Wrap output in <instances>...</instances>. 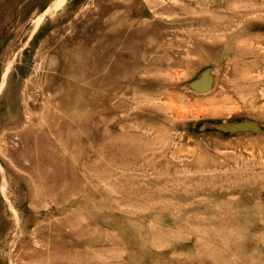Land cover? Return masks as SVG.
<instances>
[{"label":"rangeland","instance_id":"1","mask_svg":"<svg viewBox=\"0 0 264 264\" xmlns=\"http://www.w3.org/2000/svg\"><path fill=\"white\" fill-rule=\"evenodd\" d=\"M85 263L264 264V0H0V264Z\"/></svg>","mask_w":264,"mask_h":264},{"label":"bare ground","instance_id":"2","mask_svg":"<svg viewBox=\"0 0 264 264\" xmlns=\"http://www.w3.org/2000/svg\"><path fill=\"white\" fill-rule=\"evenodd\" d=\"M223 22H225V21H223ZM223 22H221V23H223ZM217 24H219V23H217ZM223 24H226V23H223ZM229 24V23H228ZM220 26V25H219ZM224 26H227V24L226 25H224ZM225 28H227V27H225ZM215 29H217V28H215ZM211 32H212V30H211ZM29 37V36H28ZM217 37V36H216ZM212 38V37H211ZM213 38H214V36H213ZM217 41V40H216ZM218 41H220V40H218ZM206 44H207V42H205ZM208 44H210V43H208ZM207 44V45H208ZM212 44H214V43H212ZM216 44H217V42H216ZM197 46V45H196ZM203 46V45H202ZM205 46V45H204ZM221 46V45H220ZM234 46H237V45H234ZM209 47V46H208ZM202 48V47H201ZM238 48H240V46L238 47ZM201 50V49H200ZM210 50V49H209ZM239 51V50H238ZM212 52V51H211ZM215 53V52H214ZM215 55V54H214ZM221 56V55H220ZM219 59V58H218ZM217 59V60H218ZM216 60V61H217ZM124 64V63H123ZM111 68V67H110ZM124 68V67H123ZM107 69H108V67H107ZM125 69V68H124ZM211 69V68H210ZM122 70V69H121ZM215 70V69H214ZM217 72V71H216ZM213 73V72H212ZM212 80V79H211ZM202 106V105H201ZM63 124V123H62ZM71 135V134H70ZM49 163V162H48ZM45 174V173H44ZM39 176V175H38ZM42 177V176H41ZM39 178V177H38ZM43 178V177H42ZM61 185H63V184H61ZM43 187V186H42ZM55 187V186H54ZM70 187V186H69ZM46 188H47V186H46ZM73 188V187H72ZM86 188V187H85ZM78 189V188H77ZM44 190H45V188H44ZM47 190V189H46ZM110 190V189H109ZM81 191V190H80ZM86 192H87V190H86ZM91 192V191H90ZM50 193V192H49ZM54 193V192H53ZM53 193H51V194H53ZM94 192H92V194H93ZM45 194V193H44ZM51 194H49V195H51ZM54 195H56V194H54ZM47 196V195H46ZM62 196V195H61ZM88 196V195H87ZM60 197V196H59ZM65 199V198H64ZM64 201V200H63ZM246 204V203H245ZM59 205V204H58ZM227 206V205H226ZM228 208V207H227ZM230 210H231V208H230ZM234 211V210H233ZM224 212V211H223ZM222 212V213H223ZM221 213V214H222ZM224 213H226V212H224ZM220 214V215H221ZM79 215V214H78ZM223 215V214H222ZM233 216V215H232ZM238 216V215H237ZM236 218V217H235ZM238 218V217H237ZM240 221V220H239ZM242 221V220H241ZM206 224V223H205ZM240 224V223H239ZM246 224V223H245ZM195 224H193V226H194ZM209 225V224H208ZM207 225V226H208ZM198 226V225H197ZM202 226V225H201ZM204 226V225H203ZM206 226V225H205ZM233 226H234V224H233ZM236 226V225H235ZM243 226V225H242ZM191 228V227H190ZM245 228V227H244ZM189 229V228H188ZM195 229H196V227H195ZM246 229V228H245ZM187 230V229H186ZM197 230V229H196ZM213 230H214V228H213ZM177 231V230H176ZM184 231V230H183ZM198 231V230H197ZM225 231H227V230H225ZM199 232V231H198ZM197 232V233H198ZM214 232V231H213ZM188 233V232H187ZM200 233V232H199ZM183 234V233H182ZM185 234V233H184ZM196 234V233H195ZM203 234V233H202ZM201 234V235H202ZM197 235V234H196ZM206 235V234H205ZM204 236V235H203ZM205 237V236H204ZM108 241H110V240H108ZM109 246V245H108ZM107 248V247H106ZM108 249V248H107ZM185 250V249H184ZM114 251V250H113ZM185 251H187V250H185ZM112 252V251H111ZM115 252V251H114ZM101 253H103V252H101ZM106 253V252H105ZM196 253V252H195ZM114 254V253H113ZM196 254H198V253H196ZM211 254V253H210ZM193 255V254H192ZM113 256V255H112ZM195 256V255H194ZM198 256V255H197ZM202 256H204V255H202ZM61 257V256H60ZM196 258V257H195ZM192 259V258H191ZM190 259V260H191ZM193 260H195V259H193ZM67 261H69V260H67ZM9 262V261H8ZM191 262V261H190ZM192 263H194V262H192ZM86 264V263H85Z\"/></svg>","mask_w":264,"mask_h":264}]
</instances>
